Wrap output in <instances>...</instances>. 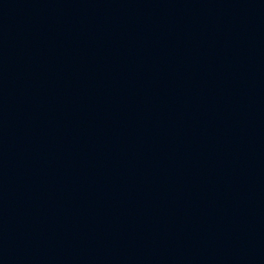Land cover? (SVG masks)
<instances>
[{"label":"water","instance_id":"95a60500","mask_svg":"<svg viewBox=\"0 0 264 264\" xmlns=\"http://www.w3.org/2000/svg\"><path fill=\"white\" fill-rule=\"evenodd\" d=\"M0 264H264V0H0Z\"/></svg>","mask_w":264,"mask_h":264}]
</instances>
